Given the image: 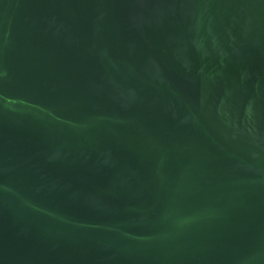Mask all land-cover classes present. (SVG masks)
<instances>
[{
  "label": "water",
  "instance_id": "1",
  "mask_svg": "<svg viewBox=\"0 0 264 264\" xmlns=\"http://www.w3.org/2000/svg\"><path fill=\"white\" fill-rule=\"evenodd\" d=\"M0 264H264V0H0Z\"/></svg>",
  "mask_w": 264,
  "mask_h": 264
}]
</instances>
